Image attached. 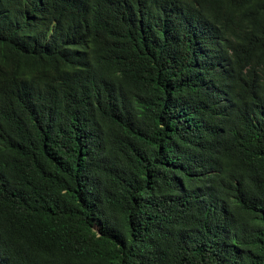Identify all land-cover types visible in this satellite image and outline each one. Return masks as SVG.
Segmentation results:
<instances>
[{
    "label": "trees",
    "instance_id": "1",
    "mask_svg": "<svg viewBox=\"0 0 264 264\" xmlns=\"http://www.w3.org/2000/svg\"><path fill=\"white\" fill-rule=\"evenodd\" d=\"M0 264H264V0H0Z\"/></svg>",
    "mask_w": 264,
    "mask_h": 264
}]
</instances>
